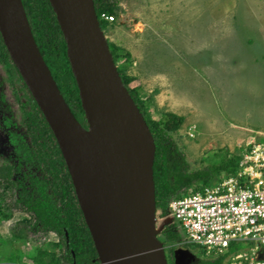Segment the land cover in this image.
Here are the masks:
<instances>
[{"label":"rangeland","instance_id":"374dc122","mask_svg":"<svg viewBox=\"0 0 264 264\" xmlns=\"http://www.w3.org/2000/svg\"><path fill=\"white\" fill-rule=\"evenodd\" d=\"M118 12L105 35L125 51L119 65L132 57L130 87L152 99L148 114L186 118L173 138L189 171L205 173L264 140V0H122ZM27 217L15 211L0 223V264H33L42 241L13 234ZM46 238L41 245L53 253L58 240ZM251 246L242 242L231 254ZM187 247L206 258L203 248Z\"/></svg>","mask_w":264,"mask_h":264},{"label":"water","instance_id":"95a60500","mask_svg":"<svg viewBox=\"0 0 264 264\" xmlns=\"http://www.w3.org/2000/svg\"><path fill=\"white\" fill-rule=\"evenodd\" d=\"M64 34L88 122L64 98L22 0H0V32L54 131L102 264H168L157 229V146L125 86L94 0H50ZM197 256L177 249L175 264Z\"/></svg>","mask_w":264,"mask_h":264},{"label":"trees","instance_id":"16d2710c","mask_svg":"<svg viewBox=\"0 0 264 264\" xmlns=\"http://www.w3.org/2000/svg\"><path fill=\"white\" fill-rule=\"evenodd\" d=\"M37 45L48 64L64 98L76 118L88 129L79 87L73 74L64 34L50 0H22ZM102 29L110 24L102 16L119 14L122 0H94ZM125 86L143 113L155 138L157 153L154 165L158 210L168 215L172 199L209 185L223 173L234 174L242 155L233 154L209 169L189 171L186 157L173 135L186 122L174 113L155 121L148 114L149 101H142L138 88L131 89L136 77L128 73L133 64L119 65L125 51L109 42ZM229 156V155H228ZM0 223L12 219L15 211L26 213L15 228V238L42 241L54 233L56 250H45L41 243L31 257L33 264H101L99 254L80 206L72 176L58 139L14 64L0 32ZM191 188V189H192ZM166 245L184 241L175 222L162 232ZM1 241L3 239L0 238ZM174 249H171L173 253ZM207 256V255H206ZM226 258L201 264H224Z\"/></svg>","mask_w":264,"mask_h":264},{"label":"built area","instance_id":"2783aa9c","mask_svg":"<svg viewBox=\"0 0 264 264\" xmlns=\"http://www.w3.org/2000/svg\"><path fill=\"white\" fill-rule=\"evenodd\" d=\"M102 18L115 21L114 16ZM203 189L173 199L169 214L160 213L158 224L164 228L168 219L177 221L184 232L183 244L203 248L210 259L264 264V140L248 146L236 174ZM242 242L252 246L231 254Z\"/></svg>","mask_w":264,"mask_h":264},{"label":"clouds","instance_id":"9594fccd","mask_svg":"<svg viewBox=\"0 0 264 264\" xmlns=\"http://www.w3.org/2000/svg\"><path fill=\"white\" fill-rule=\"evenodd\" d=\"M110 23H112V22H110ZM119 67V66H118ZM87 129V128H86ZM260 141H263V139H261V140H258V141H256V142H260ZM242 155V159H243V155H244V153H242L241 154ZM242 159L240 160V162H239V165H238V168H237V171L234 173V174H236L238 171H239V168H240V163H241V161H242ZM234 174H226V173H223L222 174V176H221V178L219 179V178H217V179H213V182L211 183V184H213L214 182H219V181H221L224 177H228V176H232V175H234ZM211 184H209V185H211ZM209 185H206V186H209ZM205 185L203 186V188L204 187H206ZM192 188V187H191ZM188 189V192L189 191H191V190H193V188L192 189ZM200 191H204V189H202V190H200ZM181 196H184V195H181ZM173 200V199H172ZM171 200V201H172ZM170 206V205H169ZM160 215V212H159V210H158V212H157V217H156V220L158 219V216ZM166 216V215H165ZM169 222H175L173 219H168V221H167V223H166V227L168 226V224H169ZM159 224H158V222H157V229L158 230H161L160 228H159V226H158ZM164 231V229H162L161 231H160V233H159V236L160 235H162V232ZM160 239V238H159ZM161 240V239H160ZM165 240V239H164ZM162 241V240H161ZM184 241H185V237H184ZM184 241H183V243H184ZM163 242V241H162ZM165 242V241H164ZM163 242V243H164ZM183 243H181L180 242V244L179 245H176V243L175 244H169L168 246V248H170V249H174V250H177V249H180V247H185V246H189L188 244H183ZM165 245V244H164ZM195 246V245H194ZM192 252V251H191ZM192 253H194V252H192ZM195 254V253H194ZM208 259H210V258H208Z\"/></svg>","mask_w":264,"mask_h":264},{"label":"flooded vegetation","instance_id":"af4514ba","mask_svg":"<svg viewBox=\"0 0 264 264\" xmlns=\"http://www.w3.org/2000/svg\"><path fill=\"white\" fill-rule=\"evenodd\" d=\"M15 64V63H14ZM18 69V68H17ZM19 71V70H18ZM159 226V225H158ZM167 227L165 226L163 229L165 230ZM159 238L164 242V237H163V235H160L159 236ZM181 243H183V242H181ZM164 244H165V242H164ZM180 243H176V245H179ZM165 246V248H166V254H167V259H168V264H175V262H174V252H175V250H173L174 252L172 253L171 252V249L170 248H168L169 246L168 245H164ZM186 248V250H190L191 251V249H189L187 246H185V247H180V249H185ZM193 252V251H192ZM196 256H197V258H196V260L195 261H193L192 262V264H201V262H203V261H205V262H207L208 260H211V259H208V257L206 256V258L204 259V260H202L201 258H199V256L197 255V254H195ZM100 258V257H99ZM102 264V263H101Z\"/></svg>","mask_w":264,"mask_h":264}]
</instances>
